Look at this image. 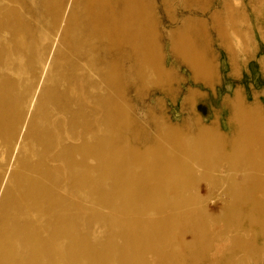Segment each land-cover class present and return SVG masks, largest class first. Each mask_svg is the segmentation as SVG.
<instances>
[{"label":"bare ground","instance_id":"1","mask_svg":"<svg viewBox=\"0 0 264 264\" xmlns=\"http://www.w3.org/2000/svg\"><path fill=\"white\" fill-rule=\"evenodd\" d=\"M11 2L0 0V143L18 156L0 201V264L245 256L252 244L243 224L264 228V116L236 104L239 124L228 134L200 129L190 138L164 128L151 149L114 145L127 116L126 76L142 73L144 43L154 39L151 9L142 0H41L38 18L55 40L40 46ZM11 58L30 68L23 92L4 71ZM38 59L48 62L45 73ZM91 223L106 227L91 237Z\"/></svg>","mask_w":264,"mask_h":264},{"label":"rangeland","instance_id":"2","mask_svg":"<svg viewBox=\"0 0 264 264\" xmlns=\"http://www.w3.org/2000/svg\"><path fill=\"white\" fill-rule=\"evenodd\" d=\"M142 1L151 9L147 20L152 24L154 39L150 42L147 37L144 43L142 73L126 76L122 104L127 116L114 128L120 134L113 140L114 145L126 141L141 150L151 149L164 138V128L190 138H195L200 129L215 135L228 134L230 127L239 124L236 104L264 116V0ZM40 2L12 0L11 5L17 8L22 21L32 26L33 36L41 46L55 40V33L46 30L38 18ZM23 36L26 39L25 33ZM134 64L128 61L123 66ZM36 65L42 73L48 62L38 59ZM29 69L24 59L20 63L11 58L4 71L23 92ZM112 112L119 114L121 107L115 104ZM17 156V150L7 152L0 143V201ZM39 156L36 150L29 157L35 162ZM196 185L203 199L204 184L198 181ZM55 191L57 195L71 193L58 187ZM260 222L243 224L250 233L244 238L252 244L246 255H227L222 264H264V228L260 229ZM85 225L79 219L76 229L84 230ZM105 227L91 223L86 230L94 237Z\"/></svg>","mask_w":264,"mask_h":264},{"label":"crops","instance_id":"3","mask_svg":"<svg viewBox=\"0 0 264 264\" xmlns=\"http://www.w3.org/2000/svg\"><path fill=\"white\" fill-rule=\"evenodd\" d=\"M232 74H233V72H232Z\"/></svg>","mask_w":264,"mask_h":264}]
</instances>
